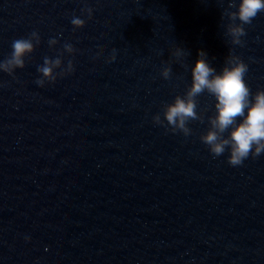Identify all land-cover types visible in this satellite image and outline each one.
Masks as SVG:
<instances>
[{"label": "water", "instance_id": "obj_1", "mask_svg": "<svg viewBox=\"0 0 264 264\" xmlns=\"http://www.w3.org/2000/svg\"><path fill=\"white\" fill-rule=\"evenodd\" d=\"M224 7L0 0V60L13 40L41 37L24 68L0 71V264H264V154L235 167L227 151L213 157L200 140L215 112L207 93L189 136L152 120L191 84L201 49L217 72L240 56L252 92L264 89V12L239 46ZM73 16L85 26L73 30ZM66 42L77 51L63 66L72 59L75 71L38 86V65ZM177 45L189 55L174 57Z\"/></svg>", "mask_w": 264, "mask_h": 264}, {"label": "clouds", "instance_id": "obj_2", "mask_svg": "<svg viewBox=\"0 0 264 264\" xmlns=\"http://www.w3.org/2000/svg\"><path fill=\"white\" fill-rule=\"evenodd\" d=\"M226 3L221 13V19L227 18L226 34L231 37L233 45L243 46L242 39L247 35L245 25H250L258 14L264 12V0H219ZM92 18L93 9L85 6L81 9ZM71 23L74 29L83 28L86 20L73 16ZM41 37L37 31H32L26 38L15 39L12 42V52L0 60V71L14 75L17 68H24L26 57L35 51L40 44ZM59 43L57 38H50L49 47ZM77 49L71 43H64L58 56H45L43 63L38 65L37 71L41 74L36 84L44 87L46 83H55L62 77L75 71L72 59L63 66L64 53L74 54ZM103 49H101V52ZM116 49L113 48L109 61L116 59ZM100 53H97L99 56ZM172 55L177 59L189 53L176 46ZM198 59L191 68V84L187 86L183 95L177 94L173 101L162 105V116L158 112L153 115L155 124L164 126L166 131L182 132L185 136L192 134L189 122L205 120L207 109L198 111V97L207 93L215 98V112L207 116L208 128L200 135V140L208 147L213 157H219L227 151V162L231 166H241L250 156L257 158L264 154V89H257L254 93L245 81L248 73V64L235 54L225 58L222 69L211 66L207 53L198 51ZM60 69V71H56ZM161 76L169 80L172 76L170 63L161 68ZM246 110V114H245ZM227 133V135H225ZM26 239H30L26 237Z\"/></svg>", "mask_w": 264, "mask_h": 264}]
</instances>
